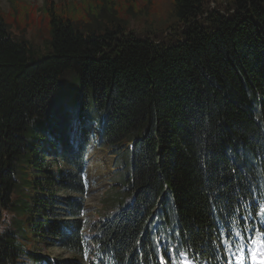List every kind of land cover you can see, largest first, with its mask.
Instances as JSON below:
<instances>
[{
  "label": "trees",
  "instance_id": "1",
  "mask_svg": "<svg viewBox=\"0 0 264 264\" xmlns=\"http://www.w3.org/2000/svg\"><path fill=\"white\" fill-rule=\"evenodd\" d=\"M122 2L48 0L42 54L12 38L0 12V215L14 217L0 264H227L222 238L247 243L246 260L264 231V0ZM132 12L172 22L140 40L126 31ZM66 74L82 86L75 111L61 96ZM95 121V145L115 168L131 154L101 197L104 215L87 223L82 199L67 197L55 214L51 190L85 193L94 140L84 125ZM44 141L59 147L54 170L37 156ZM18 235L76 259L22 252Z\"/></svg>",
  "mask_w": 264,
  "mask_h": 264
},
{
  "label": "rangeland",
  "instance_id": "2",
  "mask_svg": "<svg viewBox=\"0 0 264 264\" xmlns=\"http://www.w3.org/2000/svg\"><path fill=\"white\" fill-rule=\"evenodd\" d=\"M48 0H0V12L6 17L8 31L12 38L19 39V40H25L28 42L34 49H37L40 54L43 53L42 47H40L41 40L45 36H41V33L44 29L45 25V18L43 15V12L41 9L43 8V5ZM51 1V0H50ZM54 3L56 2H73V1H79L80 3L83 1L88 0H52ZM123 0H115L116 6L117 5H123ZM229 0H216V4L224 5ZM105 2H108V0H103V5ZM16 4V8H13V5ZM57 4V3H56ZM105 12V11H104ZM17 14H19V17L24 22H20L18 20ZM105 15V13H103ZM147 16V15H146ZM166 14L161 13L159 16H155L154 19H149V23L147 21V18L145 16L135 15L134 12L131 13V15L128 16V20L126 23V31H128L131 34H134L135 36H138V38H141L140 40H143L145 36H151L153 39H159L167 29V27L170 25V22L168 23H162V20H164V17ZM32 19L30 26L26 24L28 19ZM161 17L163 19H161ZM149 33V34H147ZM70 80V82H69ZM61 86V96L63 100V104L67 105L71 110H76L78 106L79 97L82 94V86L79 82L75 81L74 77H70V74H66L64 77H62L59 81ZM73 84V88L71 89ZM93 100V92L90 91L88 96V101L91 103ZM90 113V112H89ZM84 128L88 131V133L91 134L93 137L92 139L94 141L89 143V146L86 150V161H85V169H84V176L82 178V181L85 185V193L82 196H78L76 194H72L70 192H65L62 190L56 191L51 190V192H54V202H53V210H55V214L61 213L60 216L63 215V211L66 208L65 199L67 197L69 198H78L82 199L83 202V220L87 223L92 222L96 219V215H99L100 217L104 214H100L103 210L101 205V197L103 193L106 191V189L109 187V184L117 185L120 183L121 180V173L115 172L112 174V165H113V158L110 157L107 154V149L101 148L99 149L95 142H97L99 137V132L101 128V121H95L91 123H86L84 125ZM80 130V125L75 122L73 127L71 128V139L73 141V145H77V138ZM42 153H39L37 156L39 159L43 160L45 164L49 167H52L54 170V163L51 159V156H56V151L58 152L59 147L57 150L53 149L49 143L43 142L42 144ZM131 143L128 145L130 146ZM131 154V147L125 150L123 153V160L118 161V165L116 167V170H118L122 163H125L129 160ZM98 158H101L108 162V164H111L110 172H108L107 168L105 167L103 174H98V177L93 176L92 171L93 169L90 168L91 162H98ZM59 162V161H58ZM59 165L64 170H70L65 167L64 164L59 162ZM108 167V166H107ZM25 168V167H24ZM99 170L103 171V162L101 165V168ZM111 182V183H110ZM113 191H117L118 188H113ZM126 195V194H124ZM2 215L12 216L13 214L10 211H3ZM22 219V218H21ZM28 241L31 240L30 237L27 239ZM36 251L37 253L46 255L47 257H50L54 260L60 259L64 261H74V258L71 254L66 253L64 250H62L58 244L52 243V240L45 239L42 242H36L35 239L31 240L29 243V247L27 251ZM80 264L84 263V260L76 259ZM229 261H232L233 264H235V259L233 255L229 258ZM249 264H253V261L251 257L248 259ZM18 264H23L22 260L18 262Z\"/></svg>",
  "mask_w": 264,
  "mask_h": 264
},
{
  "label": "snow or ice",
  "instance_id": "3",
  "mask_svg": "<svg viewBox=\"0 0 264 264\" xmlns=\"http://www.w3.org/2000/svg\"><path fill=\"white\" fill-rule=\"evenodd\" d=\"M259 214L264 215V205H261V212ZM236 235L239 237L242 234L238 232ZM261 236H264V231L256 232L255 237L250 241L252 247L250 248L248 255H250L253 264H264V241H261ZM220 244L226 253H231L233 255L235 264H244V253L245 248L248 247L247 243L244 246L234 245L230 239L224 240L222 238ZM233 249H235V251H233ZM184 255V253H180V256ZM181 264H189V262L183 260L181 261ZM228 264H233V262L229 261Z\"/></svg>",
  "mask_w": 264,
  "mask_h": 264
},
{
  "label": "clouds",
  "instance_id": "4",
  "mask_svg": "<svg viewBox=\"0 0 264 264\" xmlns=\"http://www.w3.org/2000/svg\"><path fill=\"white\" fill-rule=\"evenodd\" d=\"M13 219L14 217L12 216L0 215V236H3L12 229ZM29 243L30 242L27 239H25L23 236L18 235L15 237L14 246L18 250L22 252H26V250L29 247ZM21 260L23 264H31V261L26 256L21 257Z\"/></svg>",
  "mask_w": 264,
  "mask_h": 264
},
{
  "label": "bare ground",
  "instance_id": "5",
  "mask_svg": "<svg viewBox=\"0 0 264 264\" xmlns=\"http://www.w3.org/2000/svg\"><path fill=\"white\" fill-rule=\"evenodd\" d=\"M102 162H103V171L99 170L101 168ZM105 167L107 168L108 172H110L111 164L109 165L108 162H106L105 160H103L101 158H98V162L95 161V162H91V164H90V168L93 169L92 175L95 177H98L97 176L98 174H103Z\"/></svg>",
  "mask_w": 264,
  "mask_h": 264
}]
</instances>
